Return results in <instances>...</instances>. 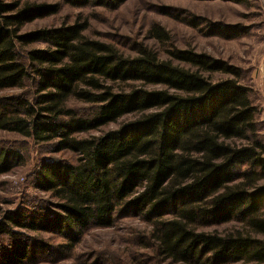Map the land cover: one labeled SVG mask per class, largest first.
<instances>
[{
	"label": "trees",
	"instance_id": "obj_1",
	"mask_svg": "<svg viewBox=\"0 0 264 264\" xmlns=\"http://www.w3.org/2000/svg\"><path fill=\"white\" fill-rule=\"evenodd\" d=\"M125 1L61 0L108 10ZM60 10L0 0V93L32 88L0 97V131L75 156L45 160L36 173L35 189L55 203L1 213L0 236L13 243L0 251V264H31L39 250L62 255V245L55 250L18 230L58 235L75 249L89 230L125 217L151 227L164 262L264 264V139L242 70L175 47L168 59L145 46L126 56L87 37V21L23 31ZM220 31L228 32L211 25L210 32ZM153 32L170 41L161 26ZM36 44L45 47L29 49ZM73 102L91 106V114ZM113 124L121 126L103 131ZM25 162L21 151L0 147V176ZM234 222L241 227L232 233L206 231Z\"/></svg>",
	"mask_w": 264,
	"mask_h": 264
},
{
	"label": "rangeland",
	"instance_id": "obj_2",
	"mask_svg": "<svg viewBox=\"0 0 264 264\" xmlns=\"http://www.w3.org/2000/svg\"><path fill=\"white\" fill-rule=\"evenodd\" d=\"M29 1L59 4L61 10L54 16L26 25L24 32L71 25L79 20L87 21V37L111 43L126 56H136L139 48L145 46L156 51L161 59H168V49L175 47L208 54L240 68L243 83L252 89V99L259 110L258 121L264 139V0H245L241 4L224 0H126L116 10L103 7L77 8L65 5L61 0ZM156 25L168 33L169 42L156 38L153 32ZM211 25L222 27L228 32L213 34L210 32ZM44 47L36 44L29 49ZM224 78L230 77L214 76L216 80ZM31 92L32 88L28 86L25 90L2 92L0 97L29 95ZM72 105L91 114L89 105L78 102ZM128 118L123 121H128ZM120 126L113 124L103 131ZM0 147L17 149L26 158L24 166L0 176V215L17 208L32 211L44 203H55L48 194L35 189L36 173L45 160L74 161L75 156L69 152L57 153L51 145L38 144L32 139L5 131H0ZM240 227L241 224L234 222L206 231L216 230L226 234ZM150 229L138 218H121L113 228L89 230L75 249L69 246L64 248L70 242L58 235L18 231L47 242L55 250H62V255L58 256L39 250L40 256L35 260L40 259L31 264H175L157 257L156 248L149 238ZM260 238L264 240L263 236ZM12 243L9 237L0 236V251ZM47 255L53 257L42 260Z\"/></svg>",
	"mask_w": 264,
	"mask_h": 264
}]
</instances>
